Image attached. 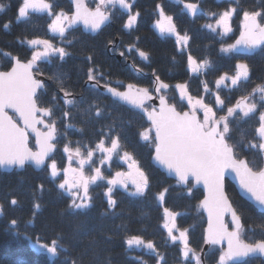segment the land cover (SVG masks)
<instances>
[{"label": "snow or ice", "instance_id": "snow-or-ice-1", "mask_svg": "<svg viewBox=\"0 0 264 264\" xmlns=\"http://www.w3.org/2000/svg\"><path fill=\"white\" fill-rule=\"evenodd\" d=\"M71 2V14L62 8L55 11L54 8L58 7L55 0H21L17 9V23H32L33 14H47L50 18L47 30L59 39L61 46L53 44L51 39L33 38L22 41L31 50L29 58L22 60L18 55L4 53L9 67L0 70V170L10 172L34 166L47 171L58 197L67 200V207L61 214H86L93 207L90 189L102 187L107 202V210L102 215L107 216L110 212L114 214L117 200L113 194L117 190H123L129 198H146L150 190L149 176L122 142L115 119L97 129L99 139L93 144L81 145L77 141L76 146L71 147V141L64 143L62 151L68 158L66 168L59 169L55 159L48 162L56 152L58 143L67 140V131L76 127L72 123L73 112L80 110L81 105H86L83 109L85 114L91 113L97 119L112 115L111 112H105L96 99L89 101L84 96L77 99L70 86L66 85L59 68L66 62L65 58L72 55L67 50L75 42L70 30L83 25L87 32L98 34L110 26L119 13L126 16L122 28L131 34L141 13L139 10L134 11L137 0H95L94 7H89L86 0ZM172 2L182 4L193 20L203 11L200 3L185 0ZM214 2L221 10L204 13L211 22L201 27L221 44L219 53L229 58L257 53L264 55V0H258L259 7L255 10L244 7L242 0ZM6 8H10V4L0 3V12ZM156 12L158 18L155 19L154 28L161 38L175 37L177 53L186 57L187 70L199 76L202 70L207 72L212 68L208 59L198 60L193 56L189 50L192 38L186 31L181 34L177 30L174 17L165 13L163 5L157 4ZM234 18L239 20V35L233 43H227L226 38L235 31ZM10 27L11 22L3 25L5 30ZM138 41L139 37L136 38ZM108 50L113 53L117 51L115 47ZM125 51L137 52L142 62L150 64L149 53L137 49L135 43L128 45ZM125 51H120L119 55L124 57ZM86 60L89 63L85 81L87 91L93 96L111 100L114 110L124 108L132 116L146 117L148 126L139 130L137 135L144 146L153 149L154 161L176 180L187 196L191 197L194 189L200 185L206 190L207 195L197 207L207 213L205 244L213 249L219 248L216 264H255L256 257H264V79L256 83L250 92L241 95L234 104H226L220 95L222 86L229 92L240 91L253 82L250 65L238 59L233 74L224 72L215 80V91L209 87L207 80L200 81L203 93L212 97V104H209L203 96L191 95L187 82L171 86L161 80L154 69L150 90L135 83L113 82L98 65L93 64L91 55ZM172 60L175 64V57ZM42 63L50 66L51 74L46 79H41L46 75L41 68ZM129 67L137 77L148 75L135 65ZM47 79L57 86L51 95ZM101 81L104 83L101 84ZM170 87L179 92L181 101L187 102V111L177 110L176 104L169 102L167 90ZM156 100L158 105L149 103ZM56 113H59L58 119L64 128L62 133L57 127ZM121 123L131 126L133 120L129 118ZM245 125H250L251 131ZM76 131L83 134L84 129L78 128ZM30 140L33 146H30ZM113 157L126 164L128 170L113 173ZM73 159L77 167H72ZM229 175H234L241 191L254 202L260 213L258 223H254L251 217L247 218L246 223L243 211H238L229 199L225 188V179ZM168 191V188H164L154 195L159 205L162 206ZM44 192L45 186L41 183L33 193V211L24 223L23 230L21 222L12 218L8 221V231L18 239L32 242L31 246L38 253L46 254L58 264H84L88 250L73 257L71 245L66 242L64 233L57 232L48 242L42 241L39 234H29V228L35 229L37 226L42 209L39 200ZM8 204L10 208L22 206L17 198H10ZM6 214L5 205L0 203V219ZM180 215L182 213L163 208L162 228L166 230V239L173 244L180 242V264H203L201 254L189 244V230L179 228L176 223ZM225 216L230 217L231 230L229 223L225 222ZM257 229L261 238L250 242L245 239L246 233L255 236ZM80 234L81 227L77 226L74 239L78 242ZM83 236L87 237L88 234L85 232ZM123 243L126 252L135 249L153 256L156 264H166L155 242L145 240L142 235L126 234ZM95 244L94 239L89 240V247ZM129 259L136 261V264H148L143 256H129ZM105 264H111L110 259Z\"/></svg>", "mask_w": 264, "mask_h": 264}, {"label": "trees", "instance_id": "trees-1", "mask_svg": "<svg viewBox=\"0 0 264 264\" xmlns=\"http://www.w3.org/2000/svg\"><path fill=\"white\" fill-rule=\"evenodd\" d=\"M87 1L90 7H94L95 0ZM55 2L58 5L54 8L55 11L62 8L71 14L73 7L69 0H55ZM0 3L10 4V8L0 12V70H7L9 67L8 58L4 56L6 52L18 55L22 60L30 57L31 50L22 41L33 38L51 39L53 44L61 46L59 39L52 36L47 30L46 25L50 22L47 14H33L32 23L23 21L17 23V9L21 0H0ZM199 3L203 8L205 4L203 5L202 1ZM157 4L163 5L165 13L174 17L177 30L181 34L186 31L192 38L189 41V50L193 56L198 60L206 58L211 62L212 68L207 72L202 70L199 76L190 73L187 70L186 57L177 53L175 38H161L155 31L153 25L155 19L158 18ZM243 6L249 10H255L259 7L258 0H245ZM135 10L140 11L141 17L136 27L131 30V34L122 28L126 16H121L119 13L116 14L118 18L95 37L84 34L81 29L70 30V36L75 42L68 46L67 50L72 55L65 58L66 62L59 68V72L65 77L66 85L70 86L77 99L81 96L86 97L89 101L96 99L99 106L104 108L105 112H111L112 115L97 119L91 113L85 114L83 109L86 105H81L80 110L73 112L72 123L76 127L67 131L66 141L58 143L59 150L55 159L63 165L66 162V156L63 154L61 157L64 143L71 141V147H75L77 141H80L81 145L93 144L99 139L97 129L110 124L115 119L116 130L120 132L122 142L126 145L127 150L134 154L140 167L149 176L150 190L146 198H129L123 193V190H117L113 194L117 200L114 214L110 212L105 216L102 215V212L107 210V202L103 195L104 188L95 187L94 190L90 189L93 196V207L86 214L69 215L66 212L61 214L67 207V200L58 197L57 189L49 180L47 171L36 172L30 167L22 172L3 173L0 171V203L5 205L7 213L3 219H0V264H58V261L50 260L46 254L38 253L31 246L32 242L16 238L7 229L8 221L16 218L21 222L23 230L24 223L30 218L33 211V193L41 183L45 186L43 197L39 200L42 209L37 218L36 228H29V234H39L42 241L48 242L57 232L64 233L66 242L71 245L73 257L79 256L85 249L88 250V254L84 257V264H93V262L105 264L109 259L111 264H136V261L130 260L129 256H143L148 264H156V259L153 256L145 255L135 249L126 252V245L123 243L126 234L142 235L145 240L154 241L160 254L165 257L166 264H180L181 245L178 242L173 244L167 241L166 230L162 228L163 208L165 207L182 213L177 216V225L181 229L189 230L190 246L197 253H201L204 246L206 220L201 209L197 206L204 197L202 191L194 190L191 197L187 196L175 181L168 179L153 166V149L144 146L137 135L139 130L148 126L141 115L132 116L124 108L114 110L111 100L106 97L93 96L87 91L85 81L89 63L86 57L91 55L93 64L98 65L100 70L113 82L119 80L125 84L135 83L140 87L151 89V73L154 69L161 80L171 86L187 82L189 93L194 97L203 96L205 102L209 104H212V97L203 93L200 81L207 80L209 87L215 91V80L224 72L233 74L234 64L238 59H243L250 65L253 82L240 91L229 92L223 86L220 91L226 104H234L241 95L250 92L256 83H260L264 79V55L257 53L251 57L239 56L236 58L224 56L219 53L218 40L213 39L206 30L202 29L203 17L198 15L193 20L188 14L182 12L179 4L171 3L170 0H137L134 5ZM7 22H11V27L5 30L3 25ZM137 37H139L138 42H136ZM109 41L113 43L109 44ZM133 43L137 49L149 53L150 64L142 62L137 52L128 53L125 51V48ZM112 47L117 49L115 53L108 50ZM120 51H125V56L122 58H119ZM173 57L176 59L175 64H173ZM54 63L58 62L54 61ZM130 65L142 69L148 74L147 77H137L129 67ZM41 68L46 74L45 77L51 74L50 66L42 63ZM49 81L47 85L49 95H51L57 86L52 80L49 79ZM103 83L104 81H101V84ZM167 93L170 103H175L178 110L186 109V104L179 99L177 90L170 87ZM213 107H215L214 104ZM56 116L57 127L62 133L64 128L58 119L59 113H56ZM129 118L133 120L131 126L121 123ZM78 128L84 129L83 134L76 131ZM245 128L251 131L250 125H245ZM31 146H33L32 142ZM251 158L249 157V159ZM164 188H168L169 191L161 206L153 197ZM226 191L237 210L243 211L246 223L248 217H251L254 223L259 222L260 213L238 195L232 184H226ZM10 198H17L22 206L10 208L8 204ZM77 226L81 227L79 242L74 239ZM85 232L88 234L87 237L83 236ZM109 236L112 239H108ZM259 238H261L259 229L255 236L248 233L245 235V239L249 242ZM90 239L96 241L92 247H89ZM218 255L219 249H212L206 255V264H216ZM261 261L255 259V264H261Z\"/></svg>", "mask_w": 264, "mask_h": 264}, {"label": "water", "instance_id": "water-1", "mask_svg": "<svg viewBox=\"0 0 264 264\" xmlns=\"http://www.w3.org/2000/svg\"><path fill=\"white\" fill-rule=\"evenodd\" d=\"M69 2H70V4L72 5V2H71V0H69ZM86 2H87V0H86ZM72 7H73V5H72ZM77 29H81L85 34H87V35H92V36H96L97 34L96 33H89V32H87L86 30H84V28H83V25H79L78 26V28ZM99 34V33H98ZM241 56H247V55H241ZM251 56H253V55H251ZM119 58H122L120 55H119ZM41 79H46L45 77H41ZM47 81V80H46ZM149 103H153V104H156V105H158V100H156V101H151V102H149ZM11 114V113H10ZM145 118V120H146V117H144ZM147 121V120H146ZM148 122V121H147ZM149 123V122H148ZM35 150V149H34ZM154 152V151H153ZM56 153V152H55ZM55 153H53V155H52V157L55 155ZM153 155H154V153H153ZM52 157H50V159L52 158ZM49 159V160H50ZM152 164H153V166L156 168V169H158L161 173H163L168 179H170V180H173V181H175L176 182V180L173 178V177H171V176H169L168 175V173L162 168V167H160L155 161H154V159H153V156H152ZM27 167V166H26ZM29 167H31L34 171H36V172H41L42 170H39V169H36L34 166H29ZM24 170V169H23ZM23 170H18V171H23ZM0 171H2L3 173H12L13 171H15V170H12V171H6V170H0ZM226 183H230V184H232L234 187H235V189H236V191H237V193H238V195L242 198V199H244L247 203H249L250 205H252L253 207H255V209H257L256 208V206H255V204H254V202H252L251 200H249L248 199V197L241 191V189H240V187H239V182H238V180L234 177V175H229V176H226V179H225V188H226ZM198 189H200L202 192H203V194H204V198H205V196L207 195V192H206V190L203 188V186L202 185H200V186H197L194 190H198ZM203 198V199H204ZM230 199V198H229ZM257 211H258V209H257ZM202 212H203V214H204V216H205V218H206V228H205V236H206V229H207V213L205 212V211H203L202 210ZM259 212V211H258ZM227 221H230V217L229 216H225V222L226 223H228ZM229 230H231V228H230V226H229ZM205 236H204V239H205ZM218 248V247H217ZM210 249H212V246H210V245H207V244H205V242H204V246H203V249H202V251H201V258H202V260H203V264H206V262H205V258H206V255L209 253V251H210ZM255 259H261V260H263L264 261V257H256Z\"/></svg>", "mask_w": 264, "mask_h": 264}, {"label": "flooded vegetation", "instance_id": "flooded-vegetation-1", "mask_svg": "<svg viewBox=\"0 0 264 264\" xmlns=\"http://www.w3.org/2000/svg\"><path fill=\"white\" fill-rule=\"evenodd\" d=\"M197 1V2H196ZM200 1H202L203 2V5H204V7L202 8L203 9V11L202 12H200L198 15H201L202 17H203V20H204V24L205 23H208V22H211V21H209V19L204 15V13H206V12H208V11H220L221 9L220 8H218L217 7V4L214 2V0H194V1H192V2H195V3H199ZM245 0H242V4H243V2H244ZM171 3H173L172 2V0H171ZM180 6V8H181V10H182V12H185L186 14H188L187 13V11L186 10H184L183 9V5L182 4H180L179 5ZM168 15V14H167ZM189 15V17H190V14H188ZM172 16V15H171ZM237 25V26H236ZM233 28L235 29V31L229 36V37H227L226 38V41H227V43H230V41H232L231 43H233L234 42V40H235V38H238V35H239V20L238 19H235L234 18V20H233ZM157 30V29H156ZM207 31V30H206ZM171 38H173V37H171ZM219 43V42H218ZM219 47H221V44L219 43ZM224 56L226 55V54H223ZM226 56H228V55H226ZM244 57H247V56H244ZM66 162H68V158L66 157ZM121 168H123V166H120ZM120 170V169H119ZM124 170V169H123Z\"/></svg>", "mask_w": 264, "mask_h": 264}, {"label": "rangeland", "instance_id": "rangeland-1", "mask_svg": "<svg viewBox=\"0 0 264 264\" xmlns=\"http://www.w3.org/2000/svg\"><path fill=\"white\" fill-rule=\"evenodd\" d=\"M194 0H185V2H192ZM158 31V30H157ZM169 90V89H168ZM167 90V92H168ZM186 105H187V102L186 101H183ZM62 155L61 157L63 156V151H61ZM96 159V157H94V160ZM56 163H57V167L59 169H63V168H66L68 166V162H65L63 165L60 164V161H57L55 159ZM120 166H123V168H121ZM72 167H77V164H76V161L75 159H73L72 161ZM120 169V170H119ZM124 169V170H123ZM127 165L124 164L123 162L121 161H118L115 157H113V161H112V168H111V171L114 173L115 171H127ZM87 171V169H86ZM106 175L108 174L107 172L105 173ZM176 223H177V218H176ZM178 235V233H177ZM178 243H180L179 241H177ZM176 242V243H177Z\"/></svg>", "mask_w": 264, "mask_h": 264}]
</instances>
